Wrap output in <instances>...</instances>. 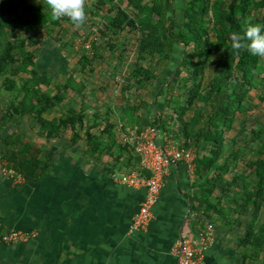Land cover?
Returning <instances> with one entry per match:
<instances>
[{
    "label": "trees",
    "instance_id": "obj_1",
    "mask_svg": "<svg viewBox=\"0 0 264 264\" xmlns=\"http://www.w3.org/2000/svg\"><path fill=\"white\" fill-rule=\"evenodd\" d=\"M42 1L0 0V90L5 93L0 131L29 117L39 135L60 138L71 130L70 142L75 145L84 130L91 153L102 149L100 137L91 129L100 127L97 117L108 119L111 109L95 110L89 125L83 103L78 107L68 103L77 98L82 102L79 97L86 95L88 83H92L91 92L101 90L103 87L92 81L97 67L116 53V66L123 68L129 35L136 36L130 70L117 84L120 96L128 102L135 96L139 101L136 107L148 102L150 96L155 103L160 99L152 124L173 141L196 149L194 176L200 192L191 198L193 209L206 216L205 212L216 210L209 197L220 183L227 184L233 192L232 203L243 211L251 207L242 241L257 254L264 244V224L256 223L264 203V139L260 140L264 132L261 128L250 130L249 141L259 140L257 156L246 154L241 162L231 146L236 139L228 133L235 120L254 106L252 89L264 101V57L233 50L230 35H243L250 24H264V0H184L179 18L166 6L173 0H85L86 12L101 18L100 35L82 52H74L75 68L60 74L38 70L35 65L38 49L34 37L45 35L61 47H69L57 36V31L68 32L61 25L68 18H55L46 0ZM213 10L214 17L210 16ZM174 54L180 55V60L164 77ZM56 107L65 111L48 118ZM113 128L106 120L103 131L110 134L107 140L114 141ZM2 142L1 157L26 182L48 171L46 154L26 136L10 134ZM122 150L132 151L133 162H139L130 143H124ZM240 165L241 171L231 175Z\"/></svg>",
    "mask_w": 264,
    "mask_h": 264
},
{
    "label": "crops",
    "instance_id": "obj_2",
    "mask_svg": "<svg viewBox=\"0 0 264 264\" xmlns=\"http://www.w3.org/2000/svg\"><path fill=\"white\" fill-rule=\"evenodd\" d=\"M1 94L0 106L5 96ZM131 100L121 97L119 101L93 102L98 108H112L108 113L112 117L98 116L100 127L91 129L104 146L93 153L84 130L75 145L70 142L71 130L60 138H46L28 119L26 132L17 128L23 126L22 120L0 131V152L5 147L3 138L20 134L35 143L50 161L45 174L26 182L0 155V232L17 229L30 234L25 242L0 244V264H177L173 245L182 229L195 239L207 223L213 225L214 236L201 256L202 264H264V244L254 254L242 241L251 207L240 210L231 202L233 194L226 196L225 203L216 196L214 200L211 194L209 200L217 209L205 212L207 216L197 212L191 198L200 192L198 181L183 162L169 166L146 228L130 229L145 189L119 181L122 174L139 166V162H133L132 151L122 150L119 139L134 126L153 125L160 99L155 103L151 97L140 107H136L138 99ZM86 119L90 125L94 113ZM106 120L114 126V141L107 140L110 134L103 131ZM158 129L160 142L163 136L169 138ZM256 223L264 224V203Z\"/></svg>",
    "mask_w": 264,
    "mask_h": 264
},
{
    "label": "rangeland",
    "instance_id": "obj_3",
    "mask_svg": "<svg viewBox=\"0 0 264 264\" xmlns=\"http://www.w3.org/2000/svg\"><path fill=\"white\" fill-rule=\"evenodd\" d=\"M45 3V0L42 1ZM184 0H173L171 4L167 3L166 6L170 11H173L175 13L176 18L181 17L182 15V8L184 4ZM126 5V1L122 3V7ZM212 17L216 16L214 13V10L211 11ZM100 17L97 15H91L87 13V19L84 22L83 25H81L79 28L75 27V25L68 19L61 22V25L63 28H65L68 32L60 33V31H57V36L62 43H67L69 47L63 45L60 46L59 42H56L54 39L50 37H46L45 35H39L34 37L35 41V48L38 49L37 51V57L35 59V65L38 70L48 69L50 72H55L56 74H60L65 69L69 68H75L76 67V59L74 58V52H82V48L85 47V45H88L94 38L99 37V31L97 30ZM61 27V28H62ZM61 30V29H59ZM55 34V33H53ZM128 39V45H127V51L125 55V65L123 68L121 66H116V63H118L117 59L115 58L117 56L116 53L112 54L111 56L105 57L106 60H104L103 63H101L96 70V73L92 76V81L98 84L103 85V88L101 90H97L95 92H91L90 86L92 83H88V87L86 88L85 96L79 97L82 98V103L85 107V115L90 116L94 113L95 110L104 109L107 111L106 106L102 107L100 104V108L95 107L93 102L99 103V101H105V100H115L119 101L121 99L119 89H117L118 82H122V79L126 78V74L130 70V65L133 61V44L135 42L136 36L129 35ZM131 44V45H130ZM70 45H73L71 47ZM73 50V51H72ZM180 55L174 54L172 61L168 63V65L165 67V71L162 73L164 74V77L168 76L169 72L171 71L172 67L176 65V61L180 60ZM78 79L80 76L78 73L75 75ZM83 75L81 74V77ZM89 76V75H88ZM169 79V77H167ZM107 82V86L104 84ZM1 94V90H0ZM5 95V93L3 92ZM2 95V94H1ZM3 95V96H4ZM95 95L98 97V100H96ZM79 96V95H77ZM76 96V98H77ZM136 97H132L131 99H135ZM78 99V98H77ZM75 101L76 107H78L80 104L78 101ZM149 100H151V96L148 97ZM250 100L251 103L254 104L252 109L244 114L240 115L234 122L233 129L228 133V137L234 136L236 139V143L231 144L232 149H235V151H238L239 155V162H241L244 155L249 156H257V148L259 147V140H256L254 142L249 141L250 137V130L261 128L264 132V101L260 100V98L257 95V91L255 89H252L250 92ZM124 102V101H123ZM74 101L68 103L69 106L73 105ZM131 103V102H130ZM74 105V106H75ZM80 105V106H81ZM110 107V106H109ZM112 109V108H111ZM65 109L62 107H56L52 112L49 113L48 117H51L58 113H63ZM112 117L111 115H108ZM109 118V117H108ZM31 123L29 117H24L22 119L23 126H19L20 130L26 132V128H28V121ZM11 131V130H10ZM9 132V131H7ZM128 135V134H127ZM123 136H121V139L119 141L124 144L123 142ZM264 139V135L261 136L260 140ZM230 143V141H229ZM241 164V163H239ZM241 165L238 167L237 170H233L232 174L233 176H236L239 171H241ZM221 188H224L225 190L221 191ZM229 186L227 184L222 185L219 184L218 188L215 189L214 193L212 194L213 199L219 197V199H222L224 203L226 202V196H229L233 194L232 189H228ZM215 202V201H214ZM223 203V202H222ZM223 203V204H224ZM216 204V203H215ZM222 204V205H223ZM220 204H218L219 206Z\"/></svg>",
    "mask_w": 264,
    "mask_h": 264
},
{
    "label": "built area",
    "instance_id": "obj_4",
    "mask_svg": "<svg viewBox=\"0 0 264 264\" xmlns=\"http://www.w3.org/2000/svg\"><path fill=\"white\" fill-rule=\"evenodd\" d=\"M159 139V129L154 125L142 128L134 126L128 135L123 137L124 141L132 145L134 154L139 159V166L122 174L118 179L127 186L145 189V197L132 218L131 230L146 228L152 216L153 205L158 198L159 190L171 164L183 162L189 172H194L195 169V148L185 147L165 136L161 142ZM213 236L214 229L211 223H207L195 239L182 229L179 238L173 245L177 264H202L201 256L213 242ZM29 237L28 232L11 229L0 232V244L25 242Z\"/></svg>",
    "mask_w": 264,
    "mask_h": 264
},
{
    "label": "clouds",
    "instance_id": "obj_5",
    "mask_svg": "<svg viewBox=\"0 0 264 264\" xmlns=\"http://www.w3.org/2000/svg\"><path fill=\"white\" fill-rule=\"evenodd\" d=\"M46 3L55 18L67 17L77 28L87 19L85 0H46ZM230 40L233 50L264 57V24H250L243 35L233 32Z\"/></svg>",
    "mask_w": 264,
    "mask_h": 264
}]
</instances>
